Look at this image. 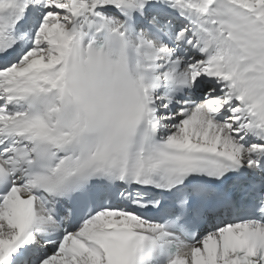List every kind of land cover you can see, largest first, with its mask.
<instances>
[{"label":"snow or ice","instance_id":"1","mask_svg":"<svg viewBox=\"0 0 264 264\" xmlns=\"http://www.w3.org/2000/svg\"><path fill=\"white\" fill-rule=\"evenodd\" d=\"M148 234L264 264V0H0V264Z\"/></svg>","mask_w":264,"mask_h":264},{"label":"clouds","instance_id":"2","mask_svg":"<svg viewBox=\"0 0 264 264\" xmlns=\"http://www.w3.org/2000/svg\"><path fill=\"white\" fill-rule=\"evenodd\" d=\"M69 91L71 92L72 91V85H71V82L69 83ZM71 99V97H70Z\"/></svg>","mask_w":264,"mask_h":264},{"label":"bare ground","instance_id":"3","mask_svg":"<svg viewBox=\"0 0 264 264\" xmlns=\"http://www.w3.org/2000/svg\"><path fill=\"white\" fill-rule=\"evenodd\" d=\"M152 264H161V263H152ZM165 264H167V263H165Z\"/></svg>","mask_w":264,"mask_h":264}]
</instances>
